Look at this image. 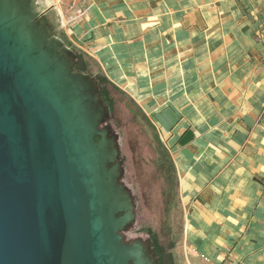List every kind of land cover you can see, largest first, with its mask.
Segmentation results:
<instances>
[{
	"label": "crops",
	"instance_id": "crops-1",
	"mask_svg": "<svg viewBox=\"0 0 264 264\" xmlns=\"http://www.w3.org/2000/svg\"><path fill=\"white\" fill-rule=\"evenodd\" d=\"M46 5L52 35L156 127L176 171L184 264H264V0Z\"/></svg>",
	"mask_w": 264,
	"mask_h": 264
},
{
	"label": "water",
	"instance_id": "water-1",
	"mask_svg": "<svg viewBox=\"0 0 264 264\" xmlns=\"http://www.w3.org/2000/svg\"><path fill=\"white\" fill-rule=\"evenodd\" d=\"M44 23L0 0V264H151L94 79Z\"/></svg>",
	"mask_w": 264,
	"mask_h": 264
},
{
	"label": "rangeland",
	"instance_id": "rangeland-1",
	"mask_svg": "<svg viewBox=\"0 0 264 264\" xmlns=\"http://www.w3.org/2000/svg\"><path fill=\"white\" fill-rule=\"evenodd\" d=\"M46 3L54 0H38L39 13L47 8ZM71 54L73 70L94 79L98 104L106 110L100 127L115 139L120 183L135 205L134 220L121 232L124 242L140 243L151 264H184L180 247L185 217L176 171L156 127L132 98L102 78L95 60L73 50Z\"/></svg>",
	"mask_w": 264,
	"mask_h": 264
},
{
	"label": "bare ground",
	"instance_id": "bare-ground-1",
	"mask_svg": "<svg viewBox=\"0 0 264 264\" xmlns=\"http://www.w3.org/2000/svg\"><path fill=\"white\" fill-rule=\"evenodd\" d=\"M21 3L23 4V6L31 11L34 15H38V0H21ZM43 28L46 29V31L48 32V34H51V30L49 28H47L46 24H43ZM49 38L51 41H55L56 43L61 45V41L56 38L55 36H53L52 34L49 35ZM62 52H65V47L64 46H60Z\"/></svg>",
	"mask_w": 264,
	"mask_h": 264
},
{
	"label": "built area",
	"instance_id": "built-area-1",
	"mask_svg": "<svg viewBox=\"0 0 264 264\" xmlns=\"http://www.w3.org/2000/svg\"><path fill=\"white\" fill-rule=\"evenodd\" d=\"M56 3H60L62 0H54Z\"/></svg>",
	"mask_w": 264,
	"mask_h": 264
},
{
	"label": "trees",
	"instance_id": "trees-1",
	"mask_svg": "<svg viewBox=\"0 0 264 264\" xmlns=\"http://www.w3.org/2000/svg\"><path fill=\"white\" fill-rule=\"evenodd\" d=\"M125 93V92H124ZM126 94V93H125Z\"/></svg>",
	"mask_w": 264,
	"mask_h": 264
}]
</instances>
